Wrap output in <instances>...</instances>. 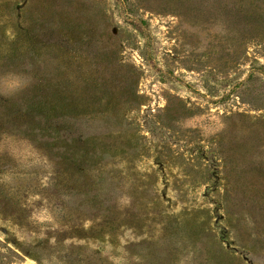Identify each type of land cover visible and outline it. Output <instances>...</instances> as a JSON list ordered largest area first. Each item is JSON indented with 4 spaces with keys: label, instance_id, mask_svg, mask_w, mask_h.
I'll return each mask as SVG.
<instances>
[{
    "label": "rangeland",
    "instance_id": "obj_1",
    "mask_svg": "<svg viewBox=\"0 0 264 264\" xmlns=\"http://www.w3.org/2000/svg\"><path fill=\"white\" fill-rule=\"evenodd\" d=\"M0 264H264V0H0Z\"/></svg>",
    "mask_w": 264,
    "mask_h": 264
},
{
    "label": "clouds",
    "instance_id": "obj_2",
    "mask_svg": "<svg viewBox=\"0 0 264 264\" xmlns=\"http://www.w3.org/2000/svg\"><path fill=\"white\" fill-rule=\"evenodd\" d=\"M20 85H19V81H17V80H13V81H10L9 83H8V87L9 88H16V87H19Z\"/></svg>",
    "mask_w": 264,
    "mask_h": 264
}]
</instances>
